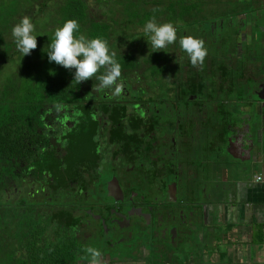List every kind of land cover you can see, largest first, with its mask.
<instances>
[{"label":"flooded vegetation","instance_id":"obj_1","mask_svg":"<svg viewBox=\"0 0 264 264\" xmlns=\"http://www.w3.org/2000/svg\"><path fill=\"white\" fill-rule=\"evenodd\" d=\"M238 7L204 30L172 23L177 42L122 68L119 97L77 84L71 99L37 109L33 141L1 191L26 206L58 264H88L87 246L104 264H185L186 246L218 232L217 186L204 176L237 134L234 105L264 96L261 10ZM185 35L204 40L202 66L181 50Z\"/></svg>","mask_w":264,"mask_h":264},{"label":"trees","instance_id":"obj_2","mask_svg":"<svg viewBox=\"0 0 264 264\" xmlns=\"http://www.w3.org/2000/svg\"><path fill=\"white\" fill-rule=\"evenodd\" d=\"M224 1H233L236 7L254 8L251 2ZM224 1L0 0V78L3 71L12 66L4 74L5 78L0 80V264L59 262L52 247H42L40 233L34 232L39 225L33 224L26 206L20 201L11 204L12 201L6 200L1 191L7 178L15 174L12 160L24 154L22 148L27 146L28 140L33 141L32 121L37 117V109L43 103L73 97L74 86L77 85L73 81L75 70L70 71L48 60V45L55 29L69 19L78 21L80 27L75 33L77 36L82 34L89 39L100 37L107 40L110 51L116 54L117 62L122 68L131 70L142 66L138 64L140 62L145 64L162 58L152 56L162 50L153 52L143 30L153 15L157 23L170 22L178 26L185 22L187 31L204 30L207 23L217 19L215 10ZM153 9L160 11L154 13ZM235 12V9H231L221 16L224 18ZM24 16L31 18L35 26L33 35L37 37V48L27 56L17 50L11 35L12 27ZM41 16L43 21L38 23ZM127 41L131 43L128 46ZM97 83L93 78L80 84Z\"/></svg>","mask_w":264,"mask_h":264},{"label":"crops","instance_id":"obj_3","mask_svg":"<svg viewBox=\"0 0 264 264\" xmlns=\"http://www.w3.org/2000/svg\"><path fill=\"white\" fill-rule=\"evenodd\" d=\"M236 98L240 99L239 94ZM239 105L232 106L234 111ZM235 118L234 112V122ZM238 138L232 139L229 149L218 150L211 174L207 171L204 176H210L218 189L214 203L220 210L222 236H201L204 240L198 242L191 256H184L185 264H264V142L255 161H251L240 150L244 147ZM234 164L247 165L244 176L238 177ZM256 175L260 180H255Z\"/></svg>","mask_w":264,"mask_h":264},{"label":"clouds","instance_id":"obj_4","mask_svg":"<svg viewBox=\"0 0 264 264\" xmlns=\"http://www.w3.org/2000/svg\"><path fill=\"white\" fill-rule=\"evenodd\" d=\"M160 9H153L158 12ZM79 23L74 19L67 20L62 26L57 27L54 36L48 45L47 56L49 62H55L68 70L74 71L77 84L93 78L98 81L93 90H111V98L119 97L124 91L121 80L122 66L115 58V52L109 49L108 41L96 37L86 38L77 36ZM35 26L31 18L24 16L19 23L11 29V35L18 51L23 56L30 55L37 48V37L33 35ZM144 32L148 36L153 52L160 51L177 42V30L170 22L157 23L155 15L144 25ZM179 46L185 52L193 67L202 66L208 54L203 39L190 35L179 38ZM57 109L61 105H56ZM84 252L89 257L88 264H104L102 253L99 249L87 246Z\"/></svg>","mask_w":264,"mask_h":264},{"label":"water","instance_id":"obj_5","mask_svg":"<svg viewBox=\"0 0 264 264\" xmlns=\"http://www.w3.org/2000/svg\"><path fill=\"white\" fill-rule=\"evenodd\" d=\"M241 102L242 104L237 106L234 111L236 113V136L239 137L238 139L241 142L240 146L242 145V147H244V149L240 148V150L247 154L246 159L248 158V160L255 161V156H257L260 153V150H262V142H264V96H257L255 98L249 97L248 100ZM244 117L246 120L243 119ZM246 167L238 164L232 166L238 177L244 176L247 171ZM201 210L203 219H206L207 212L205 211V206H203ZM219 214V207L214 203L210 208V221L220 228L215 234L212 233V231L210 232L212 235L219 234V236H222L223 228L218 221ZM186 247L189 249L188 251L187 249H184V252L187 253V256L189 257L196 247L195 245L190 246V244Z\"/></svg>","mask_w":264,"mask_h":264},{"label":"rangeland","instance_id":"obj_6","mask_svg":"<svg viewBox=\"0 0 264 264\" xmlns=\"http://www.w3.org/2000/svg\"><path fill=\"white\" fill-rule=\"evenodd\" d=\"M222 1H224V0H222ZM234 1H238L239 3H242L243 1H245V2H251V4H254V8L255 7L256 8H260L261 12L260 13L258 12L257 21L259 22V24L261 26H264V0H234ZM225 2L226 1H224L222 4H219L217 6L218 9L215 10L214 15L217 16V18L219 17V19L220 18L222 19L223 16H221V15H224L225 13H228L229 10H231V9H235V10L236 9H239V7H236L235 4H233V1L226 2V3ZM47 10L50 11L51 8L48 7ZM259 18H260V20H259ZM42 21H43V17L41 16L40 18H38V23H41ZM187 33H189V32L187 31ZM129 44H131V43H128V41H127L126 46H128ZM130 46L131 47H134V45H130ZM123 50H125V49H123ZM10 67H12V66L10 65ZM10 67H7L8 69H6V70L3 71L4 74L5 73H8V70H10ZM4 74L2 75V77L0 78V80H2V79L5 78L4 76L6 74L5 75ZM184 249H187V247H185ZM188 249H187V251H188ZM185 255H187V253Z\"/></svg>","mask_w":264,"mask_h":264},{"label":"built area","instance_id":"obj_7","mask_svg":"<svg viewBox=\"0 0 264 264\" xmlns=\"http://www.w3.org/2000/svg\"><path fill=\"white\" fill-rule=\"evenodd\" d=\"M255 180H256V181L260 180V176H259V175H256V176H255Z\"/></svg>","mask_w":264,"mask_h":264}]
</instances>
